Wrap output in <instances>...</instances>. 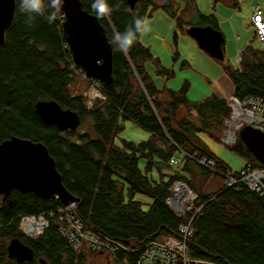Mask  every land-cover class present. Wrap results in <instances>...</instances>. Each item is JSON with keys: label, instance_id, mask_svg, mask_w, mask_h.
<instances>
[{"label": "trees", "instance_id": "16d2710c", "mask_svg": "<svg viewBox=\"0 0 264 264\" xmlns=\"http://www.w3.org/2000/svg\"><path fill=\"white\" fill-rule=\"evenodd\" d=\"M80 1L83 8L97 15L91 7L95 0ZM148 1L141 0L131 9L127 0H106L114 9L109 17L98 18L106 34L112 39L135 18L148 16L143 10ZM44 2L45 15L32 13L29 21V14L19 11L20 0H15L14 18L0 46V140L15 135L44 143L64 186L79 199L75 204L77 217L120 242L121 253L125 252L127 261L133 264L147 242L179 234L185 217L178 216L166 199L174 182L192 181L177 167L190 172L186 166L191 161L202 176L214 174L191 158L195 154L213 159L217 169H231L200 136L222 141L224 120L231 109L228 101L216 94L189 100L188 82L176 90L158 88L145 62L153 60L158 74L170 72L160 66L139 38L127 54L114 51L112 45L113 80L110 84L99 81L104 98L89 105L85 93L90 79L76 81L80 76L73 68H78L74 64L71 67V54L58 26L62 13L49 24L45 17L52 11L50 0ZM162 8L170 10L172 17L176 14L170 5ZM196 17L201 25L218 29L213 15L196 13ZM186 26L192 25L177 16L176 28L185 32ZM176 36L173 33L174 41ZM245 52L253 59L245 57ZM243 53L237 68L223 64L233 84V96L264 98V51L248 45ZM43 99H53L61 107L76 111L81 123L90 121L89 128L60 132L55 125L44 123L34 108L35 102ZM124 120L133 121L150 137L118 143ZM230 149L247 161L245 165L262 166L239 137ZM175 157L181 159L180 164L170 163ZM197 196L196 205L201 208L192 216L193 231L187 241L190 264H264V193L240 182L227 187L221 184ZM60 205L63 203L58 197L43 199L17 189L3 198L0 229L8 238L18 237L31 247L34 258L18 263L4 250L0 264H41L39 258L47 264H90L89 257L97 251L85 247L74 250L59 231L58 215L49 214ZM41 214L47 217L48 225L38 236H26L20 230L21 218ZM122 254L118 252V257Z\"/></svg>", "mask_w": 264, "mask_h": 264}, {"label": "water", "instance_id": "95a60500", "mask_svg": "<svg viewBox=\"0 0 264 264\" xmlns=\"http://www.w3.org/2000/svg\"><path fill=\"white\" fill-rule=\"evenodd\" d=\"M139 0H127L133 9ZM15 0H0V46L5 40V31L12 23ZM61 12L65 14L62 38L69 48L73 63L79 66L86 77L110 84L113 80V49L111 38L97 15L83 8L80 0H62ZM185 33L193 38L203 51L217 60L224 59L222 44L224 36L210 25H192ZM39 118L53 124L58 131H75L81 124L78 113L63 108L53 99L37 100L34 104ZM238 137L254 158L264 166V133L245 126ZM13 189L24 193L33 192L43 199L58 197L64 205L77 203L79 199L64 186L47 146L41 141L15 135L0 140V195L7 197ZM9 257L21 263L34 258L31 247L12 237L6 247ZM41 264H47L39 258Z\"/></svg>", "mask_w": 264, "mask_h": 264}, {"label": "rangeland", "instance_id": "374dc122", "mask_svg": "<svg viewBox=\"0 0 264 264\" xmlns=\"http://www.w3.org/2000/svg\"><path fill=\"white\" fill-rule=\"evenodd\" d=\"M174 1L176 4H178L179 8L185 10L184 14L189 12L191 2L195 3L202 13H213V15L217 18L219 30L224 36V59L217 60L209 56L205 51L198 47L193 38L176 29L173 20L170 18L155 19L158 13H160L156 11L152 14L153 19L149 21L151 27L150 32L153 35L156 34L159 36L160 39L157 40L155 45H153L151 52L156 58L159 59V64L164 66L170 73L167 75L158 74L155 70L156 65L152 60L154 64L150 62L146 64L149 74L152 76L157 87L160 89L170 88L176 90L179 89L184 82H188L187 96L191 101L202 100L211 94H217L228 101L233 96V84L229 76L224 72L223 64L237 68L239 66L238 56L241 58V53H243L248 45L252 46L253 49L264 51V41H260L254 37V30L250 23V8L252 5H256L261 7L264 11V0H228L227 4H223V0ZM235 1H237L239 5L237 10H235L233 6ZM218 3L220 4L219 10L215 8ZM188 18L189 17L186 16L183 19ZM188 23L191 25L201 24L195 14L188 19ZM185 24L186 23L183 21L184 26ZM175 31L177 33L175 40L176 43H174L172 37V34ZM150 32L142 37L141 40L143 43H148L152 39L153 35ZM161 38H167L169 43L165 44L164 42H160ZM173 47H175L178 51L176 58L173 57ZM243 54L245 57L253 59V57L249 56L247 52ZM183 61H186V63H183ZM82 80L83 78L81 77L76 78V81L84 83ZM90 96H92L91 92ZM94 99L96 98L91 97L92 101ZM122 124L123 129L121 132H119L116 138L118 143H121V140L123 139L133 142H141L149 138V132L135 124L133 121L124 120ZM89 126L90 121L85 119L84 123H81L78 127V130L89 128ZM236 137H238V135ZM201 139L204 141L203 138ZM204 143L232 170L238 171L244 167V159L230 149L231 144H227L224 138H222V141L220 142L210 139L204 141ZM177 168L184 176L189 175V172L184 171L181 167ZM181 172L179 173L181 174ZM216 178L220 181V177L214 174H212L211 177L205 178L204 180L200 179L202 182V187L205 189L202 192H211L212 190L218 188V181ZM182 182L186 183V185L193 191L194 189L192 186H200L199 182L195 180H193L191 183L186 181ZM20 230L23 232L21 227ZM10 239L11 238H8V236H6L0 229V254L6 250ZM156 240L170 245H175L177 242V237L166 235ZM89 263L116 264L111 261L107 253L101 251L93 252L89 257Z\"/></svg>", "mask_w": 264, "mask_h": 264}, {"label": "built area", "instance_id": "2783aa9c", "mask_svg": "<svg viewBox=\"0 0 264 264\" xmlns=\"http://www.w3.org/2000/svg\"><path fill=\"white\" fill-rule=\"evenodd\" d=\"M239 5L236 6V8ZM251 18L250 23L256 30L258 40L264 41V11L261 7L253 5L250 8ZM64 15L61 14L58 18V26L62 29ZM240 56H238V60ZM73 66L71 58L68 59ZM73 68V67H72ZM75 73H78L82 78L86 77L81 68L77 70L73 68ZM89 91L85 93L87 103L92 105L91 97L104 98L100 91V82L91 78ZM90 92L92 96H90ZM228 105L231 109L230 114L224 120L225 132L224 140L227 144H233L240 129L249 126L255 130L264 133V98L260 96H247L243 99H238L232 96L228 100ZM197 155H192L197 163L204 165L210 169L215 175L220 177L221 184L224 186H233L244 183L250 189L258 190L264 193V166L251 167L244 165L240 170L232 169L220 170L216 168L213 159L205 157L195 158ZM181 159L176 158L170 161L173 165L180 164ZM56 197V196H55ZM197 193L191 190L186 183L182 181L174 182V186L170 196L167 197L166 203L180 216L185 217L180 223L179 234L175 245H170L158 240L147 242L140 250L139 255L133 264H190L187 241L193 231L191 219L195 212H198L201 206L196 205ZM76 203L69 205H60L49 211V214H57L59 218V231L65 236L74 250H79L82 247L101 251L108 254L111 261L116 264H129L126 259V253L123 252V246L120 242L106 237L102 233L96 231L92 226L82 222L76 215ZM190 215L189 217H187ZM48 225V219L45 215L38 216L27 215L21 218L20 227L23 232L30 237L38 236L43 229ZM28 229L32 233L28 232ZM118 252L122 254V258L118 257Z\"/></svg>", "mask_w": 264, "mask_h": 264}, {"label": "clouds", "instance_id": "9594fccd", "mask_svg": "<svg viewBox=\"0 0 264 264\" xmlns=\"http://www.w3.org/2000/svg\"><path fill=\"white\" fill-rule=\"evenodd\" d=\"M48 7H50L52 11L46 15L45 18L48 23L51 24L57 19V15L62 9V0H50ZM91 7L96 12L97 18L109 17L114 10L109 7L106 0H95ZM19 11L28 13L29 21H31L33 19L32 13L42 16L45 15V2L44 0H20ZM150 31V22L143 17H138L134 19L131 25L126 27L123 33L116 32L109 41V44L115 45L114 51L127 54L138 38L147 35Z\"/></svg>", "mask_w": 264, "mask_h": 264}, {"label": "crops", "instance_id": "0c3cea01", "mask_svg": "<svg viewBox=\"0 0 264 264\" xmlns=\"http://www.w3.org/2000/svg\"><path fill=\"white\" fill-rule=\"evenodd\" d=\"M150 1V0H149ZM189 1V0H188ZM224 1V3L223 4H227V2H228V0H223ZM191 2V1H190ZM138 3V2H137ZM136 3V4H137ZM164 5H170V8L174 11V12H176V14L174 15V17H172V15H171V13H170V10H165V9H163L162 7L164 6ZM238 5V2L237 1H235L234 3H233V6H234V9L235 10H237V8H236V6ZM219 6H220V4L218 3L216 6H215V8H217V10H219ZM253 6V5H252ZM143 10L145 11V13L148 15V16H146L145 17V19H147L148 21H150V20H152L153 19V17H152V14L153 13H155L156 11H158V12H160V13H158V15L155 17V19H165V18H170L171 20H173V22H174V25H175V27H176V18H177V16H180L181 18L183 17H192V16H194V14H195V16H196V13H198V14H202V15H205V16H210V15H213V13H208V14H204V13H202L200 10H199V8L196 6V4L195 3H192L191 2V6H190V9H189V12L187 13L186 12V14H184V9H181V8H179V6H178V4H176L175 3V1L174 0H152V1H150V2H146L145 3V6H144V8H143ZM149 18V19H148ZM188 18V19H189ZM213 18L215 19V23L217 24V27H218V29H219V26H218V21H217V18L213 15ZM250 18H251V14H250ZM109 19V18H108ZM154 19V20H155ZM188 19H184L186 22H188ZM201 25V24H200ZM253 27V26H252ZM177 29V28H176ZM253 30H254V37L256 38V39H258L257 38V36H256V30L254 29V27H253ZM151 33V32H150ZM174 33H176V31L174 32ZM185 33V32H184ZM152 34V33H151ZM177 34V33H176ZM153 35V34H152ZM172 37H173V34H172ZM142 39V37H139V40H141ZM160 38H159V36H157L156 34H154L153 36H152V39L150 40V42H148V43H143L142 42V40L140 41L141 43H142V45L143 46H145L146 48H148L149 49V51H150V53L153 55V53L151 52V49L153 48V45H155L156 43H157V40H159ZM173 40H174V38H173ZM175 40H176V38H175ZM160 42H164L165 44H168L169 43V41L167 40V38H161V40H160ZM174 43H176V41H174ZM176 52V53H175ZM178 55V51H177V49L175 48V47H173V57L174 58H176V56ZM153 57H154V59H157L158 61H159V59L158 58H156L154 55H153ZM148 62H150V63H153V61L152 60H148V61H146L145 62V67H146V64L148 63ZM183 63H186V61H183ZM154 64V63H153ZM161 66V65H160ZM155 67V66H154ZM162 67H164V66H162ZM146 69H147V67H146ZM155 70H156V68H155ZM148 71V70H147ZM149 73V72H148ZM151 76V75H150ZM152 77V76H151ZM152 80H153V78H152ZM153 82H154V80H153ZM155 83V82H154ZM155 85H156V83H155ZM157 86V85H156ZM217 95V94H216ZM218 96V95H217ZM188 97V96H187ZM218 97H220V98H223V97H221V96H218ZM189 99V98H188ZM223 99H225V98H223ZM227 100V99H226ZM238 135V134H237ZM201 136V138H203L204 139V141H207V140H210V138L206 135V134H201L200 135ZM149 137H150V134H149ZM218 142V141H217ZM177 154L178 153H176V155L175 156H177ZM175 158H177V157H175ZM244 162H245V164L247 163V161L244 159ZM263 166V165H262ZM186 168L190 171L189 172V175H186V176H189V177H191L190 179H191V181H193V180H195V181H198L199 182V184H200V186H197L196 185V187H195V192L196 193H208V192H202L203 190H205L203 187H202V182H201V180L200 179H202V180H204L205 178H207V177H211V175L212 174H210V175H208V176H205V175H201L200 174V172H199V170H198V167L193 163V162H188V164H187V166H186ZM187 172V171H186ZM217 179V178H216ZM217 181H218V186L219 185H221L219 182V180L217 179ZM216 184H217V182H216ZM194 189V188H193ZM199 200V199H198ZM198 200H197V202H198Z\"/></svg>", "mask_w": 264, "mask_h": 264}, {"label": "flooded vegetation", "instance_id": "af4514ba", "mask_svg": "<svg viewBox=\"0 0 264 264\" xmlns=\"http://www.w3.org/2000/svg\"><path fill=\"white\" fill-rule=\"evenodd\" d=\"M61 13L64 15V17H63V21H64L65 20V14L63 12H61ZM62 31H63V27H62ZM68 50H69V48H68ZM0 198H1V200L3 199L2 195H0Z\"/></svg>", "mask_w": 264, "mask_h": 264}, {"label": "bare ground", "instance_id": "6f19581e", "mask_svg": "<svg viewBox=\"0 0 264 264\" xmlns=\"http://www.w3.org/2000/svg\"><path fill=\"white\" fill-rule=\"evenodd\" d=\"M74 64V66L76 67V68H80L79 66H77L75 63H73ZM73 66V67H74ZM28 232H30V233H32V231L30 230V229H28ZM25 234V233H24ZM26 235V234H25ZM30 237V236H29Z\"/></svg>", "mask_w": 264, "mask_h": 264}]
</instances>
